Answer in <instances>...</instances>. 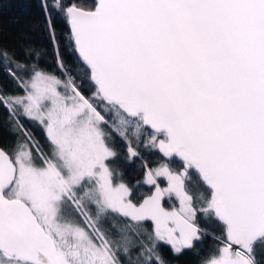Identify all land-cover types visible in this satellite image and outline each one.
<instances>
[{"label":"snow or ice","instance_id":"snow-or-ice-1","mask_svg":"<svg viewBox=\"0 0 264 264\" xmlns=\"http://www.w3.org/2000/svg\"><path fill=\"white\" fill-rule=\"evenodd\" d=\"M35 2L60 75L0 52V264H264V0Z\"/></svg>","mask_w":264,"mask_h":264},{"label":"trees","instance_id":"trees-1","mask_svg":"<svg viewBox=\"0 0 264 264\" xmlns=\"http://www.w3.org/2000/svg\"><path fill=\"white\" fill-rule=\"evenodd\" d=\"M68 34L69 28L62 21L56 29L58 47L66 64L71 67L72 54L67 51L69 47ZM56 47L57 45L49 40L48 32L44 27V19L35 0H4L3 8L0 10V52L6 51L13 61L25 64L29 68L32 64H36L43 71L60 75L57 66ZM37 53H39L38 59ZM3 63L4 57L0 55V70L3 68ZM11 67L16 70L15 63H11ZM21 75L23 76V73ZM23 78L28 79L29 77L23 76ZM6 85V90L10 94H24L23 89L18 88L15 83L7 84L6 81L0 79V87ZM6 120L7 113L0 108V123H4ZM35 131L37 138H42L39 130ZM4 138L7 140V136ZM118 147L123 151L122 145H118ZM145 155L151 157L153 153L145 151ZM126 178L129 182L135 184L137 180L142 179V176L136 168H129L126 171ZM162 186H166V182ZM140 189V195L148 194L147 185H140ZM163 203L164 207L169 209L173 206L167 197ZM216 243V241L209 238L201 248L179 258L172 257L168 248L165 247L163 255L168 264H200V260L210 249L216 246Z\"/></svg>","mask_w":264,"mask_h":264}]
</instances>
